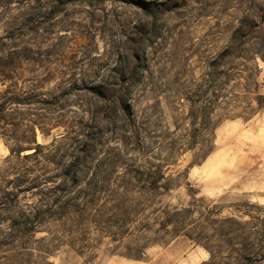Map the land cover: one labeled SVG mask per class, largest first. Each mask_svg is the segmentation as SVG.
<instances>
[{"label": "rangeland", "instance_id": "374dc122", "mask_svg": "<svg viewBox=\"0 0 264 264\" xmlns=\"http://www.w3.org/2000/svg\"><path fill=\"white\" fill-rule=\"evenodd\" d=\"M0 264H264V0H0Z\"/></svg>", "mask_w": 264, "mask_h": 264}, {"label": "crops", "instance_id": "0c3cea01", "mask_svg": "<svg viewBox=\"0 0 264 264\" xmlns=\"http://www.w3.org/2000/svg\"><path fill=\"white\" fill-rule=\"evenodd\" d=\"M206 253L205 252H200L198 250H194L190 253L189 255V260L190 261H202L206 259Z\"/></svg>", "mask_w": 264, "mask_h": 264}]
</instances>
